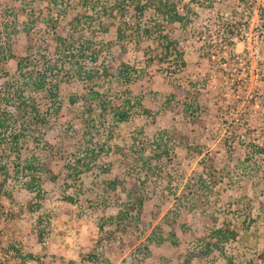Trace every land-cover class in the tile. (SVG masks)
<instances>
[{"label":"rangeland","instance_id":"1","mask_svg":"<svg viewBox=\"0 0 264 264\" xmlns=\"http://www.w3.org/2000/svg\"><path fill=\"white\" fill-rule=\"evenodd\" d=\"M104 1L0 0V46L31 45L43 85L22 91L47 117L2 135L0 264H264V0H170L182 24L129 11L145 33L123 53L109 44L120 16L93 11ZM158 34L178 43L179 68L150 60ZM19 82L0 61V114Z\"/></svg>","mask_w":264,"mask_h":264},{"label":"trees","instance_id":"2","mask_svg":"<svg viewBox=\"0 0 264 264\" xmlns=\"http://www.w3.org/2000/svg\"><path fill=\"white\" fill-rule=\"evenodd\" d=\"M154 3H156L157 5H154ZM150 5L155 6V10L162 14L165 22H178L179 24H182L184 22V17L181 15V13L176 11L175 8H173L174 4L170 0H144L142 3L140 2V0H105L104 2L98 4V10L93 9V11L94 13H96L98 19L103 15H110L111 12L117 13L121 18V16H123L129 11H131L132 15H136L137 17H139L141 14H143V11L147 9ZM75 19H78V17H75ZM138 20L139 18L135 20L123 18L119 19V21H117L115 25L114 38L110 41L109 44L117 46L119 52L123 53L125 51L124 44L127 39H129L133 35L137 36L139 32L140 33L138 36L145 33L144 29H139ZM258 21L261 22L259 26L264 27V17L262 13H258ZM247 23L248 21L244 18V21L239 22V28L241 26L245 28L247 26ZM54 26L55 21H51L49 27L53 28ZM128 30L129 32H127ZM53 39L55 44L54 53L57 56L69 58V56L73 55V53H71V48L73 47L72 39H67L58 34H53ZM154 41V54L150 56V60H155L157 63H163L167 59L166 65H170L172 66V68H179L184 63V61L182 60V50L174 39H170L165 34H158V36L154 38ZM228 44L230 48L229 52L233 53V48L231 47V45H233L232 41H229ZM30 49L31 45H27L24 54L17 55L12 52L8 44L5 43V45L0 46V61L9 59L13 60L15 63V71L17 74V78L20 79L18 93L17 95H14L15 97L13 99L15 110L14 113L10 114L7 112H3L0 114V144L2 146L4 145L2 143V141L4 140V137L2 136L5 132L4 130H6L9 125L15 122L16 119L19 118L23 124H29L34 122L43 124L47 121L46 113L41 112L38 105L29 96L30 90H33L34 88H39L43 85V78L33 76V72L30 68L27 67L35 59L33 52H30ZM122 70L124 72V69ZM86 76L89 77L90 75L86 73ZM240 87H244V83L242 80L240 82ZM90 88L91 87L88 88V92L85 94V96L95 101V104L98 106V108H103L105 106L104 101L100 98V95L96 90H92ZM24 89L29 91L27 93L28 95H24V92L22 91ZM49 94L53 97L56 96L53 91H51ZM70 100L73 101L72 98ZM55 108L57 109V107ZM89 108H92L91 105L89 106ZM143 111H146V109H143ZM113 114L116 115L117 120H122L125 119V117L127 116V111L120 109L119 111H114ZM11 139H15L14 134L11 135ZM92 156H94V153ZM76 162L78 163V159L76 160ZM0 171H4L1 165ZM107 185L110 189L114 190L115 187L121 185V181L118 178L114 177L107 182ZM127 195L131 198V207L136 206L138 208L141 205L142 196H139L135 193H127ZM227 230L228 231L225 232L224 230L215 229L213 231V234H219L221 239L223 240L229 237L234 238V236L236 235L235 229ZM210 246L211 245H209V247ZM257 258L262 263H264V245L260 252L257 254Z\"/></svg>","mask_w":264,"mask_h":264}]
</instances>
